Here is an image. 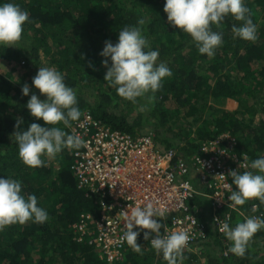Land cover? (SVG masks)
Listing matches in <instances>:
<instances>
[{
  "label": "trees",
  "instance_id": "obj_1",
  "mask_svg": "<svg viewBox=\"0 0 264 264\" xmlns=\"http://www.w3.org/2000/svg\"><path fill=\"white\" fill-rule=\"evenodd\" d=\"M9 2V0H0ZM29 13L21 41L16 47L0 45V178L22 182V192L35 195L38 206L49 215L44 224L26 222L0 231V264H108L100 259L99 250L90 243L92 237L76 232L74 226L90 215L88 226L101 218V196L80 184L74 170L79 149H64L55 158L44 157L45 166L30 168L18 155L12 134L17 119L27 130L31 123L50 127L32 117L26 108L32 95H22L26 83L32 86L39 67L60 71L67 86L77 93L81 117L92 118L111 131L132 137L152 135L163 152L176 153V161L188 166L184 177L202 191L191 157L202 154L205 142L224 135L235 140L233 152L245 155L249 162L264 157V0H245L250 17L257 25L258 39L245 41L235 36L231 16L219 28L222 46L212 58L201 55L189 34L174 28L164 12L165 0H11ZM139 25L151 50H159L158 63L172 72L162 88L150 98L133 104L121 98L114 87L104 81L106 68L100 52L105 41L115 44L119 31ZM89 65H92L91 67ZM2 68V69H1ZM41 99L46 96L40 95ZM232 101L236 108H226ZM144 109L143 111L141 109ZM73 122V126L77 123ZM72 126V127H73ZM75 135L72 128L65 129ZM229 141L221 143L228 147ZM254 171V170H253ZM204 191V190H203ZM257 211H253V206ZM190 206L201 221H206L208 241L183 252L182 264H264V230L251 239L244 257L229 249L231 242L212 224L210 202L195 197ZM240 209L248 216L264 214V204L249 200ZM164 228L168 218H158ZM245 218L233 212L230 226ZM143 255L126 244L124 261L117 264H167L137 229ZM228 241V247L224 243ZM206 245V246H205ZM201 248L200 253H196ZM228 250L226 256L225 250Z\"/></svg>",
  "mask_w": 264,
  "mask_h": 264
},
{
  "label": "clouds",
  "instance_id": "obj_2",
  "mask_svg": "<svg viewBox=\"0 0 264 264\" xmlns=\"http://www.w3.org/2000/svg\"><path fill=\"white\" fill-rule=\"evenodd\" d=\"M164 12L168 22L189 34L198 52L209 58L215 56L223 43L222 34L214 31L213 26L219 28L228 16L241 22L239 26L233 25L232 31L236 37L251 42L258 39L257 25L250 17L245 0H165ZM26 22H30L29 13L19 4L11 0L0 2V45L16 47L22 39ZM143 24L144 20L140 19L137 26L124 27L119 31L118 41L115 44L105 41L100 52L104 58L101 64L106 68L104 81L114 87L121 98L134 105L138 99L154 95L162 88L163 80L172 76L166 64L158 63L159 50H151L139 26ZM32 86L46 99H41L25 83L21 89L22 95L28 96L32 91L26 108L32 117L42 119L50 127L31 123L27 130H23L20 126L24 121L19 118L15 125L19 130L14 131L12 137L22 162L30 168H39L45 166L44 157L55 158L62 150L79 149L85 142L79 135L65 131L72 128L73 122H77L82 113L77 93L66 85L62 73L54 67H39ZM246 167L254 171L233 170L228 174L235 185L227 197L230 201L228 207L243 206L252 199L264 204V157L252 160ZM38 203L35 195L26 196L22 192L19 179L0 178V231L29 221L44 224L49 215ZM124 213L125 231L121 240L126 241L134 252L143 255L142 245L137 243L140 232L133 230L138 226L141 230H148L143 234L144 240L150 241L152 248L158 255L162 254L167 264H182L190 236L184 230L168 232L165 229L162 234L164 226L158 218L165 217V209L148 203ZM219 230L231 242L229 251L237 257H244L251 239L258 231L264 230V219L246 218L234 227L224 222Z\"/></svg>",
  "mask_w": 264,
  "mask_h": 264
},
{
  "label": "built area",
  "instance_id": "obj_3",
  "mask_svg": "<svg viewBox=\"0 0 264 264\" xmlns=\"http://www.w3.org/2000/svg\"><path fill=\"white\" fill-rule=\"evenodd\" d=\"M72 131L84 140L82 149L75 154L74 170L80 184L86 186L92 193L100 194L102 215L91 227L84 218L75 225L76 232L92 237L90 243L99 250L100 259L108 264L124 261L126 241L121 237L125 231V213L132 208L143 207L153 203L158 208L166 210L165 218L170 222L164 228L168 232L184 230L190 236L186 248L199 246L208 241L206 221H201L190 202L202 196L210 202L213 212L212 224L220 235L219 228L224 222L231 223L233 212L246 218L259 217L263 213L246 215L240 206L228 207L227 197L235 188L232 184L230 171H249L248 158L238 156L233 152L235 140L224 135L218 140L205 142L201 148L202 154L192 156V162L203 183V190L184 177L188 174V166L183 160L176 161V153L163 152L156 146L152 135L132 137L118 131H111L95 121L89 113L83 120L77 122ZM229 141L228 147L221 143ZM240 165V168H239ZM253 171V170H252ZM230 186V187H228ZM140 229L138 226L133 230ZM163 232V233H164ZM201 252V248L195 251ZM228 255V250L224 253Z\"/></svg>",
  "mask_w": 264,
  "mask_h": 264
},
{
  "label": "rangeland",
  "instance_id": "obj_4",
  "mask_svg": "<svg viewBox=\"0 0 264 264\" xmlns=\"http://www.w3.org/2000/svg\"><path fill=\"white\" fill-rule=\"evenodd\" d=\"M226 108H228L230 110H233L234 108H236V104L234 102H232V101H227L226 102Z\"/></svg>",
  "mask_w": 264,
  "mask_h": 264
},
{
  "label": "crops",
  "instance_id": "obj_5",
  "mask_svg": "<svg viewBox=\"0 0 264 264\" xmlns=\"http://www.w3.org/2000/svg\"><path fill=\"white\" fill-rule=\"evenodd\" d=\"M224 243L226 244V246L228 247V241L225 239ZM206 246V245H205ZM227 250V249H226Z\"/></svg>",
  "mask_w": 264,
  "mask_h": 264
}]
</instances>
